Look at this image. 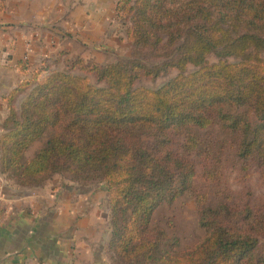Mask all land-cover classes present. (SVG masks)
<instances>
[{"label": "trees", "instance_id": "1", "mask_svg": "<svg viewBox=\"0 0 264 264\" xmlns=\"http://www.w3.org/2000/svg\"><path fill=\"white\" fill-rule=\"evenodd\" d=\"M116 11L131 23V58L74 63L103 87L72 71L24 80L8 97L1 174L27 188L64 175L83 187L106 184L109 251L122 264H264V212L230 194L197 196L206 235L194 249L180 251V241L152 223L160 205L196 193L193 155L220 164L225 140L203 132L219 128L244 172H264V0H119ZM212 54L218 63H208ZM189 66L198 70L186 74ZM171 70L179 75L159 89L135 87ZM203 168L208 181L221 182L222 166Z\"/></svg>", "mask_w": 264, "mask_h": 264}, {"label": "crops", "instance_id": "2", "mask_svg": "<svg viewBox=\"0 0 264 264\" xmlns=\"http://www.w3.org/2000/svg\"><path fill=\"white\" fill-rule=\"evenodd\" d=\"M117 1L73 0L47 9L44 0H0V139L9 95L35 72L66 71L77 60L105 66L130 52ZM46 184L21 187L0 172V264H109L106 188Z\"/></svg>", "mask_w": 264, "mask_h": 264}, {"label": "rangeland", "instance_id": "3", "mask_svg": "<svg viewBox=\"0 0 264 264\" xmlns=\"http://www.w3.org/2000/svg\"><path fill=\"white\" fill-rule=\"evenodd\" d=\"M44 1L48 6L47 9H49L50 7L56 8L60 6L62 2L68 3L73 0ZM118 2L119 0L117 1V4ZM116 14L118 17V21L121 22V24L124 26L127 35V30L131 26V23L129 21L124 22L122 19H120L117 11ZM129 43L131 44L130 52L128 54L125 53V55L123 56H117L114 63L125 61L131 58L132 43L130 41ZM262 58L264 59V53L262 54ZM227 61L231 63L238 62V60L234 58H229ZM151 62L154 63V61ZM218 62L219 58L215 54H212L208 57L209 64H216ZM73 66L74 64L69 65L68 68H65L66 71H72L76 75L88 76L93 84L100 87L104 86V84H99L97 82L94 74H92L91 72L81 71L79 67L73 69ZM197 70L198 68L189 66L187 68L186 74L193 73ZM178 75L179 72L177 70H171L168 74L161 75L158 78L142 77L136 82L135 87H143L156 90L168 83L170 80L176 78ZM22 97L24 96L22 95L17 102H19V100H22ZM16 110L18 113H20L21 106H16ZM203 134H205L204 137L208 141H214L217 139L225 140L226 148L222 154V160L220 161V164L211 162L209 163L204 159L193 155L191 159L194 161L198 173L196 180V193H187L171 204L163 203L157 208L152 218V223L154 226L164 229L169 237L176 238L180 241V251L182 252L194 249L206 235L205 230L201 227L200 224V206L197 201V196L205 197L206 199L215 201L221 198L223 194H230L240 205H249L255 213L259 214V216H261L264 212V172H262L255 165L251 166L250 170L247 173L244 172L240 168L242 164L238 161L235 153L232 151V144L230 147V140L222 135V132L219 130V128H216L213 131L203 132ZM53 135L54 131H49L48 133H46L43 138L37 141L27 151L26 158H33L35 154L47 144V142ZM204 166H222L223 173L221 182L208 181L205 178V174L203 172ZM66 181H70L68 175L55 176L51 181L47 182L46 186H54L55 184L65 183ZM101 184L104 186V188H106L108 192L107 186L104 183H96L90 186ZM107 213H109L110 219V209H108ZM258 242L260 249L264 252V235L259 237ZM106 256L109 264H122L118 262V260L115 259L113 254L109 251V244L108 253L106 252Z\"/></svg>", "mask_w": 264, "mask_h": 264}, {"label": "built area", "instance_id": "4", "mask_svg": "<svg viewBox=\"0 0 264 264\" xmlns=\"http://www.w3.org/2000/svg\"><path fill=\"white\" fill-rule=\"evenodd\" d=\"M28 49L30 50L31 48H30V44H29V46H28ZM2 226H3V223H2V220L0 219V230L2 229Z\"/></svg>", "mask_w": 264, "mask_h": 264}]
</instances>
